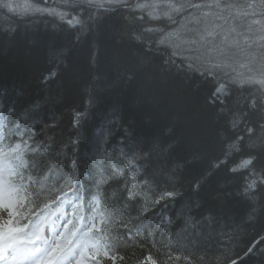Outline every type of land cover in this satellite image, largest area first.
Here are the masks:
<instances>
[{
	"label": "trees",
	"instance_id": "obj_1",
	"mask_svg": "<svg viewBox=\"0 0 264 264\" xmlns=\"http://www.w3.org/2000/svg\"><path fill=\"white\" fill-rule=\"evenodd\" d=\"M32 1L68 15L65 19L37 12L22 16L0 7V105L5 116L20 123L21 131L34 129L38 143L59 146L41 153L49 168L55 171L58 158L62 173L65 161L75 158L81 188L91 189L96 173L106 164L109 168L119 164L121 153L129 151L134 138L143 144L165 139L175 129V152L169 159L182 165L175 178L180 195L168 201L167 207L157 205L156 216L150 211L149 220L141 227L159 215L171 216L172 221L162 229L153 224L155 234L151 237L141 235L134 243L122 241L117 256L124 260L117 259L114 264H150L144 259L149 253L159 264H184L169 260L166 252L168 248L184 252L193 246L199 249L197 264H264V191L252 199L244 192V172L231 171L245 158L249 147L243 125L233 128L224 118L222 106L213 102L218 81L186 68L180 70L177 57H173L176 64L169 65L167 52H149L146 44L155 39L152 33H145L143 45L129 44L131 14L125 9L89 10L93 17L89 19L88 11L75 7L77 1ZM219 1L222 9L250 4L251 0ZM255 2L252 0L251 5ZM77 14L86 25H92L91 29L67 23ZM135 14L140 12L135 10ZM125 17H129L127 24ZM139 23L154 26L158 22L145 18ZM130 65L138 66L132 80L123 74ZM229 88L228 104L233 111L244 108L253 96L264 102V89L258 91L256 85L229 84ZM8 108H14L15 113H8ZM28 110L35 119L26 116ZM77 114L79 124L75 123ZM261 117L264 110L252 119ZM102 130L104 139L98 153ZM237 136H245V140L236 141ZM233 142L244 143V149L229 151ZM260 163L264 165V154ZM56 179L57 175H52L48 186ZM122 180L118 177L104 185L107 203L117 213L123 204ZM197 183L201 185L199 195ZM190 200H199L201 207L189 211L185 205ZM109 230L126 231L118 224ZM101 264L113 261L102 257Z\"/></svg>",
	"mask_w": 264,
	"mask_h": 264
},
{
	"label": "snow or ice",
	"instance_id": "obj_2",
	"mask_svg": "<svg viewBox=\"0 0 264 264\" xmlns=\"http://www.w3.org/2000/svg\"><path fill=\"white\" fill-rule=\"evenodd\" d=\"M261 3L264 5V0H261ZM0 7L10 12L18 11V7L11 2H0ZM75 7L88 11L89 19L93 18L89 10L109 12L125 9L131 14L127 32L129 44L143 45L145 33H152L155 39L146 44L149 52H167L169 65L176 64L173 57H177L180 70L186 68L198 72L200 76L218 81L212 93L213 102L222 106L223 116L233 128L243 125L249 147L245 158L231 171L244 172V192L252 199L264 191V165L260 163L261 155L264 154V117L259 120L252 119L264 110V102L253 96L246 102L244 108L237 107L235 111L228 104L231 96L229 84L240 87L259 85L258 91L264 89V55L257 57L249 53L247 48L242 50L248 57V63L240 65L248 68L249 74L246 75L237 71L227 53L221 52L224 58L219 60L211 55L212 50L206 47L205 43L207 36H211L212 32L207 31L206 36L204 32L197 30L185 36L184 25L180 24L177 16L187 19L191 15L188 9L198 8L199 5H185L174 0H168L165 4L135 5L130 4L128 0H79ZM214 7L219 8L220 5ZM159 8H164V11H156ZM29 10L30 6H26L25 11ZM135 10L141 13L147 11L148 19L158 23L154 26L139 23L145 20V16L136 15ZM35 11L56 14L54 9L49 8H36ZM59 15L61 19H65L68 14L61 12ZM165 17L169 22L167 24L163 22ZM125 22L129 23V17H125ZM67 23L72 27L77 25L88 29L92 27L91 24L86 25L78 14L67 19ZM171 25L179 27H170ZM250 46L249 44L248 47ZM257 60L260 64L258 68L252 66ZM117 67L119 70V65ZM137 71L138 66L130 65L123 69V74L132 80ZM44 79L47 80V77ZM6 111L15 113L14 108H8ZM79 115L77 114L76 124L80 123ZM26 116L35 119L31 115V110L26 112ZM33 132L34 129L21 131L20 123L5 116L3 105H0V258L7 259L10 255L8 264H101L102 257H107L114 264L117 259L124 260V257L117 256L122 241L134 243L141 235L151 237L155 234L153 224L156 229H162L166 223H171V216L159 215L156 220L141 227L144 221L149 220L150 211L156 216L157 205L167 207L168 201L175 200L180 195L175 178L182 165L179 160L169 159L175 152L173 139L175 129H171L173 135L165 139L146 141L143 144L134 138L128 145L129 151L121 153L123 159L119 164L112 168L106 164L104 170L96 173L91 189L81 188L77 159L65 161L62 173L58 158L55 171L49 168L41 153H50L59 146L38 143ZM103 139L102 130L96 145L98 153ZM235 139L244 141L245 136H237ZM78 142L77 140L74 143ZM244 147V143L233 142L229 146V151H240ZM173 164L174 166H171ZM215 166L218 167L219 164ZM46 171L50 175H45ZM52 175H57V179L48 186ZM118 177L123 178L120 196L123 204L119 213L108 205L107 189L104 187L108 181ZM200 187L199 183L195 185L197 195ZM73 197L76 201V210L72 212L71 218L65 219L57 227L54 218L58 214H63L65 205ZM185 206L189 211L201 207L199 200H190ZM81 208H85L89 214H81L79 211ZM128 209L134 211L136 216L133 217ZM188 219L191 222V217ZM212 219L215 220V217ZM116 224L126 231H110L109 229ZM45 228H51L50 235L45 234ZM97 233L100 235H96ZM198 252L199 249L195 246L184 252L168 248L166 255L169 260L197 264ZM144 259L150 264H159L151 253ZM232 264L236 262L232 261Z\"/></svg>",
	"mask_w": 264,
	"mask_h": 264
},
{
	"label": "rangeland",
	"instance_id": "obj_3",
	"mask_svg": "<svg viewBox=\"0 0 264 264\" xmlns=\"http://www.w3.org/2000/svg\"><path fill=\"white\" fill-rule=\"evenodd\" d=\"M44 1L49 3L48 0ZM61 1L65 2L66 0ZM131 1L133 0H128V2ZM1 2H11L14 6L18 7V11L12 12L14 14H31L37 12L35 11L36 8L52 9L48 4L41 6L32 0H4ZM167 2L162 0L156 2L155 0H144L140 3L165 4ZM239 2L243 1L239 0ZM249 3L219 9L220 7L214 6L222 3L219 0H210L208 3H203L206 4L207 10L202 13L199 12L200 16H198V11H195L187 19L180 16H177V18L180 24L184 25L183 31L185 36L191 35L197 32V30L204 32L206 36L207 31L212 32L211 36H207L205 43V46L212 50L211 55L219 60L224 58L221 56V52L227 53L230 57V62L236 67L237 71L247 75L249 74L248 68L240 67L241 64L248 63V57L243 54L242 50L247 48L249 53L255 54L257 57L264 55V39H262L264 38V5H262L261 0H256V5H251L252 0ZM26 6H30L31 10L25 11ZM6 10L9 11L8 9ZM54 10L56 15L60 17L59 13L61 11L55 8ZM156 11L163 12L164 8H159ZM140 14L147 17V11L140 12ZM164 20L168 22L166 17ZM171 27H179V25H171ZM252 40L256 41V43ZM249 44L251 45L250 47H248ZM252 66L258 68L260 66L259 60Z\"/></svg>",
	"mask_w": 264,
	"mask_h": 264
},
{
	"label": "bare ground",
	"instance_id": "obj_4",
	"mask_svg": "<svg viewBox=\"0 0 264 264\" xmlns=\"http://www.w3.org/2000/svg\"><path fill=\"white\" fill-rule=\"evenodd\" d=\"M2 1H4V0H2ZM192 1V2H191ZM191 1H189V0H184V2H183V4H185V5H193V4H195V5H199L200 7H198L197 9L196 8H189L188 9V11L192 14L193 12H197L198 11V16H200L199 15V12H205L206 10H207V8L205 7L206 6V4H203L204 2H205V0H202V1H204V2H199L200 0H191ZM231 1V0H230ZM256 1V0H255ZM76 2V1H75ZM77 2H79V1H77ZM51 7V6H50ZM8 12H10V11H8ZM12 13V12H11ZM37 13H40V12H37ZM45 13V12H44ZM14 14V13H13ZM40 14H43V13H40ZM47 14V13H46ZM15 15H22V16H24V15H30V14H24V13H20V14H15ZM51 15V14H50ZM145 18H147L146 16H145ZM178 19V18H177ZM147 20H149L148 18H147ZM151 21V20H150ZM164 22H167L166 20H163ZM153 22H157V21H153ZM253 41V40H252ZM253 42H255L256 43V41H253ZM254 44V43H253ZM259 44V43H258ZM255 86V85H254ZM256 86H258L259 87V85H256ZM73 205V202H71V203H68V204H66L65 205V207H64V210H63V214H58L57 215V217H55L54 219H55V222H56V226L57 227H59L62 223H63V221L65 220V219H67L69 216H70V213H71V211H72V206ZM50 233H51V228H45V234L46 235H50ZM0 259H3V260H7V262L10 260V255H9V257L7 258V259H4V258H0Z\"/></svg>",
	"mask_w": 264,
	"mask_h": 264
}]
</instances>
